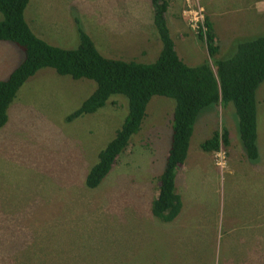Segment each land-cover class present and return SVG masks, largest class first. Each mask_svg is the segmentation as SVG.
Masks as SVG:
<instances>
[{
	"label": "rangeland",
	"instance_id": "1",
	"mask_svg": "<svg viewBox=\"0 0 264 264\" xmlns=\"http://www.w3.org/2000/svg\"><path fill=\"white\" fill-rule=\"evenodd\" d=\"M172 1L179 13L197 3L210 4L214 16L227 8L222 20L213 19L223 33L219 60L233 56L239 43L228 45L232 34L251 24L228 15L239 0ZM25 16L38 37L63 49L79 46L81 29L107 58L153 64L162 51L151 0H31ZM183 20L185 37L175 40L180 59L212 65ZM261 36L264 28L244 42ZM23 60L17 45L0 42V81ZM96 89L92 80L46 68L12 103L0 129V264H264V83L257 92V160L246 155L232 105L201 112L176 174L183 207L173 226L152 205L172 144L175 101L153 97L139 133L93 190L87 176L129 110L125 97L114 96L98 112L69 121ZM224 129L229 146L219 167L215 153L201 146Z\"/></svg>",
	"mask_w": 264,
	"mask_h": 264
},
{
	"label": "trees",
	"instance_id": "2",
	"mask_svg": "<svg viewBox=\"0 0 264 264\" xmlns=\"http://www.w3.org/2000/svg\"><path fill=\"white\" fill-rule=\"evenodd\" d=\"M31 0H0V42H11L24 53L23 62L5 81H0V129L9 121V109L20 89L40 70L51 68L59 75L74 80L96 83V91L69 121L104 108L114 96L128 100L129 110L122 128L90 170L86 186L97 189L108 177L118 158L130 146L147 116L148 105L155 96L175 101L172 122V144L166 168L158 177V196L152 212L164 223L173 222L182 210L176 191L177 170L187 160L196 122L203 110L219 105H232L239 119L243 148L252 161L259 158L257 92L264 83V36L241 42L233 56L219 60V46L213 25L206 18L207 32L198 35L206 45L209 57L197 67L188 66L176 52L166 14L167 0H151L154 26L162 43L160 56L153 64L123 61L103 56L91 37L78 29L80 44L76 49L53 46L38 37L26 20ZM229 146V132L224 129L202 144L206 152L215 153Z\"/></svg>",
	"mask_w": 264,
	"mask_h": 264
},
{
	"label": "crops",
	"instance_id": "3",
	"mask_svg": "<svg viewBox=\"0 0 264 264\" xmlns=\"http://www.w3.org/2000/svg\"><path fill=\"white\" fill-rule=\"evenodd\" d=\"M167 1L169 2V8H168V12L166 14V20H167V24H168V20H169L168 28L170 31L171 38L175 43L176 39L178 41H180L179 38L185 37V34H186L185 33V25L187 26V22H185V20H183V17L185 16L186 9H184L182 12L179 13L178 12L179 11L178 6L175 5L172 0H167ZM203 7L205 9L206 18L213 25V29H214V32H215L216 37H217V44L219 46V53H221L222 51H224L223 47L221 46V39H220V36L223 33H222V31L217 32L215 30L216 27H215V24L213 23V19H219L220 18L222 20V17L224 15H227V8H224L223 12H221L219 15L217 14V16H214L212 13V10H211L212 8H211L210 4H204ZM235 8L236 9L231 11V13L229 12L228 15L233 14V13H235V14L238 13L241 15V16H239V18H243V21H245V20L250 21L251 24H249L244 29H243V27H241L239 29V31H237L235 34H232V38H231L230 42H228V45L233 44L235 42L241 43V42H244V40L247 38L255 37L256 35L259 34L261 28H264V0H239V5L235 6ZM217 11H218V9H217ZM219 11H221V8L219 9ZM232 30H233V28H231L229 26L228 32H230ZM172 31H173V35H172ZM150 37H152L154 39L153 36L147 34L146 40L149 41ZM194 37H195V39H194L195 43L198 46H200L199 43H203V42L199 39L198 35H194ZM227 37H228V35H227ZM175 48H176V52L178 54L176 44H175ZM190 61H192V60H190ZM204 61H206V59ZM187 159H188V157H187ZM183 175H185V171L180 172V176H183ZM176 220L171 222V223H167V224H170V226L171 225L173 226L175 224ZM181 235L184 236V231L181 233Z\"/></svg>",
	"mask_w": 264,
	"mask_h": 264
},
{
	"label": "built area",
	"instance_id": "4",
	"mask_svg": "<svg viewBox=\"0 0 264 264\" xmlns=\"http://www.w3.org/2000/svg\"><path fill=\"white\" fill-rule=\"evenodd\" d=\"M185 16L188 17V25L197 34H203L205 35L207 32L206 28V16H205V10L203 7L199 5V3L192 4L188 6V8L185 11ZM216 157V165L221 167L226 164V151L223 147L217 152H215Z\"/></svg>",
	"mask_w": 264,
	"mask_h": 264
}]
</instances>
